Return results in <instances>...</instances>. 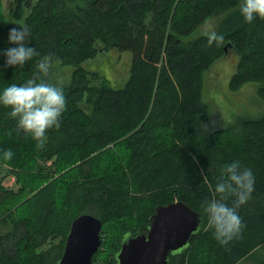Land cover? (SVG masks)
Returning <instances> with one entry per match:
<instances>
[{
	"label": "trees",
	"instance_id": "trees-1",
	"mask_svg": "<svg viewBox=\"0 0 264 264\" xmlns=\"http://www.w3.org/2000/svg\"><path fill=\"white\" fill-rule=\"evenodd\" d=\"M12 2L5 19L0 0V50L15 46L8 43L10 28L27 24V46L38 55L22 68H3L0 56V92L26 83L47 54L71 71L55 85L67 101L61 126L49 129L42 143L18 134L10 109L0 106V168L14 184L3 186L0 176V264H56L71 221L83 213L100 222L90 264H116L122 239L145 234L154 207L174 201L202 218L190 243L168 253L166 264L250 262L264 247V112L211 126L202 90L204 73L227 48L235 59L228 89L262 85L264 19L246 23L242 0ZM217 15L214 32L223 42L209 45L203 34L188 39ZM108 53L127 64L119 87L82 66ZM233 161L251 169L254 191L237 209L245 225L239 237L221 245L202 204Z\"/></svg>",
	"mask_w": 264,
	"mask_h": 264
},
{
	"label": "clouds",
	"instance_id": "clouds-1",
	"mask_svg": "<svg viewBox=\"0 0 264 264\" xmlns=\"http://www.w3.org/2000/svg\"><path fill=\"white\" fill-rule=\"evenodd\" d=\"M246 23L256 18L264 19V0H242L239 8ZM31 29L27 24L10 28L8 43L15 45L0 50L4 57L3 68L23 67L38 53L34 47L27 46ZM223 36L215 32L207 34V42H223ZM54 57L45 55L36 64V71L22 85L12 84L0 92V106L9 108L8 116L16 119V131L30 134L36 141L43 142L49 129H59L61 116L66 108V97L62 87L45 82ZM13 153L5 150L4 158L11 160ZM212 190V199L206 200L202 207L208 215V228L221 245H226L239 237L245 227L237 209L246 204L254 191V175L249 168H242L239 161H233L222 169V176ZM217 195L219 199H217ZM235 199L229 206L225 201Z\"/></svg>",
	"mask_w": 264,
	"mask_h": 264
},
{
	"label": "water",
	"instance_id": "water-1",
	"mask_svg": "<svg viewBox=\"0 0 264 264\" xmlns=\"http://www.w3.org/2000/svg\"><path fill=\"white\" fill-rule=\"evenodd\" d=\"M225 48V47H223ZM201 214L180 201L154 207L145 234L126 235L115 255L116 264H166V255L181 250L199 231ZM100 222L90 214L71 221L56 264H90L100 245Z\"/></svg>",
	"mask_w": 264,
	"mask_h": 264
},
{
	"label": "rangeland",
	"instance_id": "rangeland-1",
	"mask_svg": "<svg viewBox=\"0 0 264 264\" xmlns=\"http://www.w3.org/2000/svg\"><path fill=\"white\" fill-rule=\"evenodd\" d=\"M12 8V0H1V11L5 19H9V11ZM219 17L217 15L205 20L188 35V39H192L198 34L207 35L214 32ZM106 56L107 59L105 58L104 61L103 58L97 57L94 61L82 63V66L100 73L109 80L110 86L119 87L122 84L120 81L126 77L127 64L124 60L119 63L112 53H108ZM103 64L105 71H103ZM234 65L233 52L227 48L222 58L217 60L212 68L207 70V73L205 72L206 74L204 73L203 103L206 106V115L211 126L233 125L245 116L252 118L256 115L255 112H264V82L262 85L257 82L246 83L236 91L228 89L227 82ZM70 71L71 66L69 65L61 66L58 63H53L45 77H47L48 83L59 85L69 79ZM106 73H111V78ZM5 173L6 168L1 167L0 176L3 177L1 184L14 188L13 177L7 176L8 174ZM251 256L250 262L247 259L241 264H264V247L256 249Z\"/></svg>",
	"mask_w": 264,
	"mask_h": 264
}]
</instances>
